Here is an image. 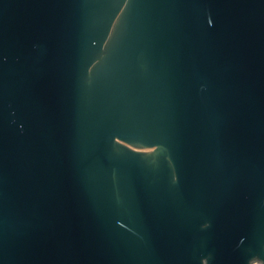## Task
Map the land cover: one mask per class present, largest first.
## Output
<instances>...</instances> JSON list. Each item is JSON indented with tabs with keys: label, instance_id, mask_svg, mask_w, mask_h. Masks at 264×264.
Masks as SVG:
<instances>
[{
	"label": "water",
	"instance_id": "95a60500",
	"mask_svg": "<svg viewBox=\"0 0 264 264\" xmlns=\"http://www.w3.org/2000/svg\"><path fill=\"white\" fill-rule=\"evenodd\" d=\"M264 264V0H0V264Z\"/></svg>",
	"mask_w": 264,
	"mask_h": 264
},
{
	"label": "flooded vegetation",
	"instance_id": "af4514ba",
	"mask_svg": "<svg viewBox=\"0 0 264 264\" xmlns=\"http://www.w3.org/2000/svg\"><path fill=\"white\" fill-rule=\"evenodd\" d=\"M263 260L260 259L259 257H254L251 261L250 264H262Z\"/></svg>",
	"mask_w": 264,
	"mask_h": 264
}]
</instances>
